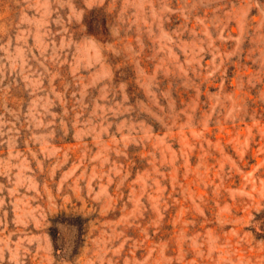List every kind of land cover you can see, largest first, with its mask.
Instances as JSON below:
<instances>
[{"label": "rangeland", "instance_id": "374dc122", "mask_svg": "<svg viewBox=\"0 0 264 264\" xmlns=\"http://www.w3.org/2000/svg\"><path fill=\"white\" fill-rule=\"evenodd\" d=\"M0 264H264V0H0Z\"/></svg>", "mask_w": 264, "mask_h": 264}]
</instances>
